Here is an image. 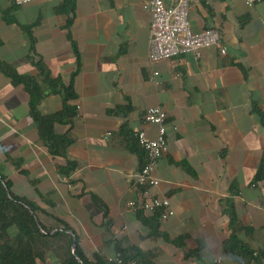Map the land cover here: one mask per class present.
<instances>
[{
	"label": "crops",
	"instance_id": "obj_1",
	"mask_svg": "<svg viewBox=\"0 0 264 264\" xmlns=\"http://www.w3.org/2000/svg\"><path fill=\"white\" fill-rule=\"evenodd\" d=\"M150 1L0 0V61L19 74L38 78L40 61L67 84L76 70L71 42L79 54L77 115L70 126L54 127L72 142L63 158L48 154L27 114L28 95L0 73V171L17 196L69 224L86 255L112 256L121 247L155 264H249L234 262L224 243L233 234L264 254V186L253 185L264 150L253 113H264V2L189 0L192 32L216 31L225 53L207 48L198 59L150 64L143 9ZM156 107L167 116V151L152 193L169 199L174 216L152 235L128 203L139 200L133 180L143 163L134 134L155 137L144 114ZM61 109L58 95L39 105L45 116ZM67 162L76 169L63 177Z\"/></svg>",
	"mask_w": 264,
	"mask_h": 264
},
{
	"label": "trees",
	"instance_id": "obj_2",
	"mask_svg": "<svg viewBox=\"0 0 264 264\" xmlns=\"http://www.w3.org/2000/svg\"><path fill=\"white\" fill-rule=\"evenodd\" d=\"M8 23L11 20L7 21ZM71 22L68 23V26ZM28 35L30 54L33 56L34 42L29 28H23ZM70 38V37H69ZM76 57V70L67 84L61 78H53L42 62H34L38 78L19 74L5 62L0 61V73L7 78L11 85L20 87L28 95L27 114L36 127L39 140L43 143L48 154L53 158L66 156L72 142L67 134L57 135L54 132L56 125L70 126L77 115L72 103L76 100L73 81L79 66V54L76 45L71 42ZM1 46V42H0ZM32 56L30 59L32 60ZM50 95L62 98L61 111L52 115H42L39 105L43 99ZM123 110L113 111L118 114ZM259 123L264 129V113L258 108L253 109ZM135 141L134 149L143 159L144 153L138 149ZM18 168V166L16 165ZM140 168V169H141ZM76 169V164L67 162L59 168L63 177H69ZM20 174L26 176L25 171ZM254 186L264 183V150L255 174ZM138 195V193H137ZM139 197V196H138ZM138 221L151 230L152 235L157 233L161 222L160 214H145L135 211ZM69 233H72L71 236ZM75 243V252L72 245ZM116 253L127 263L155 264L152 257L137 248H116ZM224 253L234 262L246 260L249 264H264V254L254 252L232 236L224 243ZM197 254V253H196ZM195 255V254H194ZM0 264H108L104 255H86L79 247V236L66 222L45 213L26 198L17 196L13 192V182L0 171Z\"/></svg>",
	"mask_w": 264,
	"mask_h": 264
},
{
	"label": "built area",
	"instance_id": "obj_3",
	"mask_svg": "<svg viewBox=\"0 0 264 264\" xmlns=\"http://www.w3.org/2000/svg\"><path fill=\"white\" fill-rule=\"evenodd\" d=\"M37 0H13L16 6L28 5ZM247 7L263 3L264 0H242ZM143 9L150 15L148 61L157 64L170 61L179 56L191 54L200 58L201 52L207 48L221 47L220 36L214 30L193 33L189 23V0H177L170 6L161 0L147 2ZM156 75V74H155ZM167 116L161 108H150L144 114V122L156 127V135L150 139L143 131L134 134L137 146L145 155L142 168L135 175L133 187L139 200L128 203L133 211L145 214L159 213L161 221L174 216L169 199L158 197L152 190L159 186L155 174L159 163L167 151ZM264 186V183H263ZM108 264H134L125 262L119 254L105 256Z\"/></svg>",
	"mask_w": 264,
	"mask_h": 264
},
{
	"label": "water",
	"instance_id": "obj_4",
	"mask_svg": "<svg viewBox=\"0 0 264 264\" xmlns=\"http://www.w3.org/2000/svg\"><path fill=\"white\" fill-rule=\"evenodd\" d=\"M71 236H73L72 233H69ZM75 243H76V239L74 238V243L72 245V252L74 253L75 252Z\"/></svg>",
	"mask_w": 264,
	"mask_h": 264
}]
</instances>
